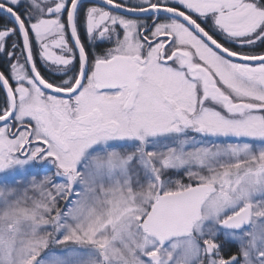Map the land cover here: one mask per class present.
I'll return each mask as SVG.
<instances>
[{
  "label": "snow or ice",
  "instance_id": "1",
  "mask_svg": "<svg viewBox=\"0 0 264 264\" xmlns=\"http://www.w3.org/2000/svg\"><path fill=\"white\" fill-rule=\"evenodd\" d=\"M0 264H264V0H0Z\"/></svg>",
  "mask_w": 264,
  "mask_h": 264
}]
</instances>
